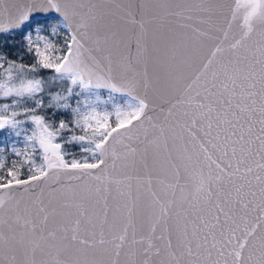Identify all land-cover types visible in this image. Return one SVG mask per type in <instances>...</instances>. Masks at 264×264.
<instances>
[{"label": "snow or ice", "instance_id": "6c2138e0", "mask_svg": "<svg viewBox=\"0 0 264 264\" xmlns=\"http://www.w3.org/2000/svg\"><path fill=\"white\" fill-rule=\"evenodd\" d=\"M0 34V264H264V0H0Z\"/></svg>", "mask_w": 264, "mask_h": 264}, {"label": "trees", "instance_id": "16d2710c", "mask_svg": "<svg viewBox=\"0 0 264 264\" xmlns=\"http://www.w3.org/2000/svg\"><path fill=\"white\" fill-rule=\"evenodd\" d=\"M19 38L17 37L16 40H10L9 37L7 36H0V52H5L8 54L10 58H15L17 55H20L22 53V49L18 50V45L16 41ZM24 63H30L31 58L25 56ZM66 117L64 116H59L58 119H65ZM16 139L14 136L13 137H6L4 132H0V145L4 146L5 148V155L11 159V153H10V146H11V141Z\"/></svg>", "mask_w": 264, "mask_h": 264}, {"label": "rangeland", "instance_id": "374dc122", "mask_svg": "<svg viewBox=\"0 0 264 264\" xmlns=\"http://www.w3.org/2000/svg\"><path fill=\"white\" fill-rule=\"evenodd\" d=\"M14 140H16V139H14ZM14 140H13V141H14ZM13 141H11V143H12Z\"/></svg>", "mask_w": 264, "mask_h": 264}, {"label": "water", "instance_id": "95a60500", "mask_svg": "<svg viewBox=\"0 0 264 264\" xmlns=\"http://www.w3.org/2000/svg\"><path fill=\"white\" fill-rule=\"evenodd\" d=\"M0 35L5 36V35H3V34H0Z\"/></svg>", "mask_w": 264, "mask_h": 264}]
</instances>
